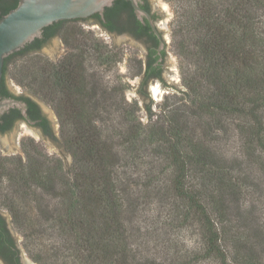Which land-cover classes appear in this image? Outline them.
<instances>
[{"label": "trees", "instance_id": "obj_1", "mask_svg": "<svg viewBox=\"0 0 264 264\" xmlns=\"http://www.w3.org/2000/svg\"><path fill=\"white\" fill-rule=\"evenodd\" d=\"M165 1L174 13L171 49L180 62L183 104L166 107V117L148 134L128 126L119 145L130 156L156 142L172 171V195L200 226L203 249L197 260L264 264V238L245 229L250 215L232 210L250 185V170L264 173V0ZM16 5L2 9L0 17ZM48 28H57L65 54L50 61L29 48L35 39L5 59L0 87L9 79L53 108L60 122L54 140L71 155L73 167L66 170L60 159L51 162L37 143L23 139L22 155L0 154V183L8 189L0 206L23 234L24 250L45 252L43 260L33 257L38 264H147L129 247L123 221L128 188L115 170L120 152L95 125L108 107H100L86 65L110 66L119 51L73 21L43 31ZM138 94L146 98L144 91ZM145 109L150 118V105ZM230 134L240 140L239 155L232 159L219 146ZM27 199L35 203V218ZM47 231L59 242L45 250L39 244Z\"/></svg>", "mask_w": 264, "mask_h": 264}, {"label": "rangeland", "instance_id": "obj_2", "mask_svg": "<svg viewBox=\"0 0 264 264\" xmlns=\"http://www.w3.org/2000/svg\"><path fill=\"white\" fill-rule=\"evenodd\" d=\"M157 1L158 3H165L169 9V14L165 17L166 22L162 24L167 35L166 41L170 68L173 69V72H170V77L173 81L167 79L169 82L167 83L175 85L184 91L180 62L171 49L170 22L174 15L173 9L169 2L165 0ZM77 26L85 32L92 33L99 43L106 44L105 35L100 29L93 26H82L81 24H77ZM64 52L65 50L62 48V51L53 59L40 54L50 61L56 62L60 56L65 54ZM119 54L117 62L110 66L101 65L93 61L87 62L86 65L88 74L91 75L90 80L94 81L93 83L97 85L96 87L94 84L99 95L98 102L100 107H108V113H102L101 118L97 116L95 125L98 129L102 130L104 140L115 148V152L117 154L120 152L115 170L117 171L118 179L128 188L123 221L129 237L130 250L140 263L217 264L210 260L196 259V257H200L203 249L200 226L193 216L183 211L181 203L172 195L170 191L172 171L163 156L158 153L156 142H146L147 144H143V147H141L143 149L132 153L130 156L123 154V147L119 145L121 143L120 137L128 126L139 129L143 134H148L149 130L155 127L153 124L158 119L166 117V107L170 109L171 107L183 104V95L165 85H160L161 93L158 96L153 97L149 93L150 98L155 101L153 106L159 113V117L154 114L150 120H147L140 99L133 92L135 89L134 77L140 70L137 58L140 53L129 47H124L123 50H119ZM9 83L16 89L20 88L11 80H9ZM158 84L153 83L150 86ZM49 107L56 118L58 135L60 122L53 108ZM25 128L18 129L17 151L4 152L0 149V154L5 157L22 155L20 148L21 141L29 138L40 146L43 154L51 162L52 160L60 159L65 168L62 158L47 147L39 138L27 134L24 130ZM229 136L226 140H222L219 146L225 156L232 159L234 156L239 155L240 140L236 135L230 134ZM72 167L73 159L71 157L69 169L71 170ZM249 176L250 185L246 188L242 196L243 199L235 203L234 207H231L232 210H239L246 213L247 216L250 215L245 229L262 240L264 238V173L260 172L259 167H254L250 170ZM191 181L194 185L198 184L196 176L191 177ZM7 191L6 183L1 182L0 199L3 197L2 194L7 193ZM44 199L46 201L47 198ZM37 200L38 202H42L40 198H37ZM27 203L29 205V207L27 206L28 209L33 208V211L29 210L30 216L37 217L34 201L29 202V199H27ZM38 207L41 208V206ZM0 208L2 211L8 213L11 222L9 212L1 206ZM42 224V228L47 227L46 223ZM12 228L18 236L17 242L23 250V256L32 264H38L33 257H39L43 260L45 252L41 253L35 250L32 252L33 254L26 252L23 247L25 242L23 234L13 226ZM54 241L59 242L56 233L54 231H47L41 236L39 245H42L47 250L53 245ZM228 249H232V246L228 245ZM71 261L75 262L76 260H67V262Z\"/></svg>", "mask_w": 264, "mask_h": 264}, {"label": "flooded vegetation", "instance_id": "obj_3", "mask_svg": "<svg viewBox=\"0 0 264 264\" xmlns=\"http://www.w3.org/2000/svg\"><path fill=\"white\" fill-rule=\"evenodd\" d=\"M18 1L0 0V15L2 9H9ZM166 15L157 0H112L101 13L72 21L100 29L109 47H115L117 50L129 47L140 53L137 56L140 70L134 77V88L137 92L144 91L147 96L146 91L150 93L151 84L159 83L160 86L167 83V79L173 81L170 77L173 69L170 68L167 52V35L162 27L166 22ZM55 38L58 39L57 50L64 48L57 28L43 31L37 43L29 48L40 53ZM7 100L21 102L24 105V113L18 107L0 113V136L14 127L20 130L26 127L39 134V139L56 143L54 139L59 137V132L57 136L54 123L44 112L39 100L24 94L22 89L8 85L7 80H4L0 87V103ZM22 253L23 250L0 208V264H27Z\"/></svg>", "mask_w": 264, "mask_h": 264}, {"label": "water", "instance_id": "obj_4", "mask_svg": "<svg viewBox=\"0 0 264 264\" xmlns=\"http://www.w3.org/2000/svg\"><path fill=\"white\" fill-rule=\"evenodd\" d=\"M111 2L112 0H19L14 9L0 17V83L3 76V65L5 59L13 53L20 51L35 39L40 38L44 28L59 21L85 19L95 13H101L104 7L109 6ZM57 42V38L53 39L42 49L40 53L52 59L55 58L62 51L61 48L57 50ZM7 83L10 85L9 79H7ZM164 85L168 88L176 90L179 93H182V90H180L175 85L168 83H165ZM133 92L139 97L147 120H150L154 114L159 117V113L154 109L153 106L155 101L150 98L148 91H146L147 96L145 99L141 98L135 89ZM40 104L44 112L48 115L49 119L53 121V127L57 135L58 126L54 114L47 104L43 103L42 101H40ZM148 104L150 105V112L152 113L150 118H148V113L145 109V105ZM12 107H18L24 113V105L16 100H7L0 103V113ZM26 129L37 138L41 137L33 130L28 128ZM17 135L18 129L16 127L1 135L0 149L4 152L17 151ZM41 141L47 147L57 153L64 161L65 169L70 170L69 163L71 157L69 153L65 151L60 142L55 143L50 141ZM2 212L9 222V226L13 232V235L15 236L16 240H18V236L16 235L10 223L8 213L6 211ZM22 257L26 259L23 254ZM27 264L32 263L27 260Z\"/></svg>", "mask_w": 264, "mask_h": 264}, {"label": "bare ground", "instance_id": "obj_5", "mask_svg": "<svg viewBox=\"0 0 264 264\" xmlns=\"http://www.w3.org/2000/svg\"><path fill=\"white\" fill-rule=\"evenodd\" d=\"M159 5L162 9V11H164L165 13L169 14V9H168V6L165 4V3H162V2H159ZM161 93V89L159 87V85H153L150 89V94L151 96L153 97H156L158 96L159 94ZM25 132L31 136H34L36 137L35 135H33L32 133H30L26 128L24 129Z\"/></svg>", "mask_w": 264, "mask_h": 264}, {"label": "built area", "instance_id": "obj_6", "mask_svg": "<svg viewBox=\"0 0 264 264\" xmlns=\"http://www.w3.org/2000/svg\"><path fill=\"white\" fill-rule=\"evenodd\" d=\"M20 89V88H19Z\"/></svg>", "mask_w": 264, "mask_h": 264}]
</instances>
